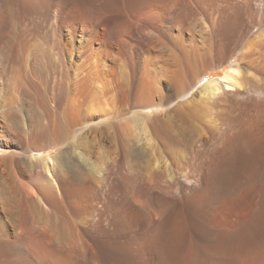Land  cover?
I'll use <instances>...</instances> for the list:
<instances>
[{"label": "bare ground", "instance_id": "obj_1", "mask_svg": "<svg viewBox=\"0 0 264 264\" xmlns=\"http://www.w3.org/2000/svg\"><path fill=\"white\" fill-rule=\"evenodd\" d=\"M0 82L46 137L0 164V264L264 247V0H0Z\"/></svg>", "mask_w": 264, "mask_h": 264}, {"label": "rangeland", "instance_id": "obj_2", "mask_svg": "<svg viewBox=\"0 0 264 264\" xmlns=\"http://www.w3.org/2000/svg\"><path fill=\"white\" fill-rule=\"evenodd\" d=\"M221 70L223 71V69ZM219 76H216V78H218ZM214 79L215 77L205 78L202 83H207ZM0 85V93L1 95L3 94L2 100L0 99V164H2L3 166L7 161V155H9L11 150H16L19 153L23 152L29 157H35L34 153H27L24 147L28 144H44L46 137L41 132H39L37 126H35L36 119L40 114L39 107L26 106L23 108H7L5 106V103L13 101H15V105L18 106V100L23 97V94L21 92L23 86L20 85V89V87H18L19 85L17 86L11 83H9L8 85H3V83L0 82ZM3 90L6 92V94L3 92ZM7 98L9 99L6 100ZM1 106H4V108ZM17 122L19 125L17 124ZM133 132L135 133H133L135 140L140 144L147 146L149 140L147 139L144 130L139 126H135ZM79 140L81 141V136L76 133L68 134L65 138V141L67 143H74L77 141L80 142ZM55 154H57L56 148H50L44 150L40 154V156H45L44 158L48 160V163L50 162L49 166H52ZM101 154L102 153H99L97 151L91 152L90 157L92 156L91 159L95 163H98V160L101 161L103 158ZM49 159L51 161H49ZM40 204L41 203L38 202V209H40ZM241 246L242 247L238 248L237 258H246L248 264H264V247H259L254 241L252 242L251 240L244 242L243 244H241Z\"/></svg>", "mask_w": 264, "mask_h": 264}]
</instances>
